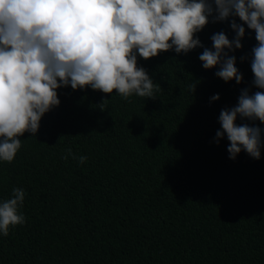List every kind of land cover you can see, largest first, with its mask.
<instances>
[{"label": "trees", "instance_id": "1", "mask_svg": "<svg viewBox=\"0 0 264 264\" xmlns=\"http://www.w3.org/2000/svg\"><path fill=\"white\" fill-rule=\"evenodd\" d=\"M244 27L230 53L239 85L205 70L198 47L138 57L161 87L156 99L59 88L36 135L25 132L15 159L0 161V201L23 189L26 218L0 234V264H264V147L259 160L243 150L233 160L226 136L216 143L221 110L243 88L264 91L252 84L257 41ZM221 31L235 35L230 21L196 35L211 49ZM69 148L86 162L64 159Z\"/></svg>", "mask_w": 264, "mask_h": 264}, {"label": "clouds", "instance_id": "2", "mask_svg": "<svg viewBox=\"0 0 264 264\" xmlns=\"http://www.w3.org/2000/svg\"><path fill=\"white\" fill-rule=\"evenodd\" d=\"M226 21L234 37L221 31L211 36V49L204 47L196 34L209 22ZM244 25L257 41L251 49L252 84L264 90V0H0V161L15 159L25 132L36 135L41 118L60 105L59 88L156 99L161 87L138 66V57L148 60L168 51L186 55L201 47L205 70L218 68V78L241 84L243 74L230 53L242 49ZM198 83L188 85L190 93ZM219 99V94L211 97ZM238 117L264 124V91L241 89L237 104L221 110L222 130L216 132L217 144L225 136L229 141L230 159L243 150L259 160L264 130L237 124ZM69 155L80 164L87 160L70 148L63 158ZM24 200L25 191L13 188L12 196L0 201L3 236L25 223Z\"/></svg>", "mask_w": 264, "mask_h": 264}]
</instances>
